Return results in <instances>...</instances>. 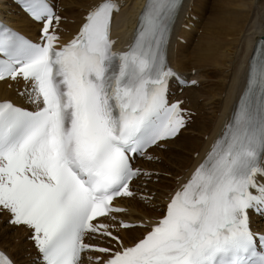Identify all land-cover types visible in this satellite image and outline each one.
Segmentation results:
<instances>
[{
	"label": "snow or ice",
	"instance_id": "snow-or-ice-1",
	"mask_svg": "<svg viewBox=\"0 0 264 264\" xmlns=\"http://www.w3.org/2000/svg\"><path fill=\"white\" fill-rule=\"evenodd\" d=\"M39 24L33 42L0 22V81L24 82L31 107L0 100V214L26 229L31 264H264V57L221 135L158 216L124 218L152 173L136 158L186 123L167 62L182 0H145L132 42L114 51L118 0H96L61 43L51 0H16ZM146 187V186H145ZM152 205L154 193L141 195ZM132 230L139 235L127 237ZM94 254V255H90ZM0 264H18L0 250Z\"/></svg>",
	"mask_w": 264,
	"mask_h": 264
},
{
	"label": "bare ground",
	"instance_id": "bare-ground-1",
	"mask_svg": "<svg viewBox=\"0 0 264 264\" xmlns=\"http://www.w3.org/2000/svg\"><path fill=\"white\" fill-rule=\"evenodd\" d=\"M2 1L4 0H0V17H3V8L6 6ZM139 1L140 0H124L122 10L115 16L113 21V31L119 39H122L126 34V29L124 28H128L132 25L133 20L135 19L134 11H137L139 8ZM193 1L194 11L190 12L188 9L192 2L191 0H185L176 28L177 33L184 37L187 43L183 44L176 39L172 40L170 60L175 67L186 74H188V70L190 71L195 68L196 71H194V73L190 72L193 74L191 76L198 79L200 84L206 83L207 88L203 89V87L198 88L192 86L183 91L182 97L185 99V104L196 111V117L194 116L190 125L183 130L179 136L166 143L168 146L167 149H155L153 151V154L157 155L158 158H161L160 163H145L150 169L158 170L167 174H161L162 176L159 175L158 182L147 181L150 185L147 184L145 185L146 187L143 186V189L137 191V195L141 193L146 195L148 193H154L153 203L157 201L162 202L164 196L177 184L178 179L173 176L178 177V175H180L179 172L182 171V169H184V171L181 172V174L189 170L197 161L199 155L206 152L211 146L214 136L221 129L228 111L237 104L239 97L246 86L245 82L247 80L248 72L250 71L249 67L252 66L255 58L253 49L255 48V45H257L256 41L258 37L264 35V0H214V8L212 10H210L208 4L209 0ZM95 2L96 0H61L60 6L66 8L62 12L64 17L60 25V35L62 37L69 36L76 29L84 11ZM125 3H129L131 6L125 5ZM11 9L15 10L13 7ZM187 12H189L190 15L197 13V16H195L198 19L197 21L200 20L199 22L204 19L207 13H210L209 24L205 18V21L201 24V28L198 27L200 29L191 26L190 30L186 31V28H180L181 23H189V21L192 20L191 18H185L186 15L184 14ZM9 14L13 24L24 31L34 34L35 24L27 19L26 16L17 11H11ZM195 25L197 24L195 23ZM208 25L213 27L212 30L209 29ZM199 30H201V33H198L199 36H197L195 41L194 33H196V31L199 32ZM229 36L231 37L230 39L228 38ZM174 44L177 46L175 47ZM235 59H237L236 62ZM220 66L225 68L228 66H235V74H232L233 77L230 78L231 81L229 85L222 83L220 88L217 89L215 86L216 83L212 77H214V74L223 73L219 71L212 72L217 68H220ZM226 76L228 75L226 74L224 79ZM204 79H206L205 83H202V80L204 81ZM16 82L17 81L12 80L0 82V98L15 97V91L13 88ZM216 89L217 92L225 91L222 103L224 106L223 111H221L222 113L219 117L211 115L209 119H207L204 115H201V103L199 104L200 97H203L205 94H212L215 96ZM188 129H191L190 132H187ZM209 131H211V135L207 140L202 139L200 141L197 139V136H199L200 133L205 134ZM173 143H176L178 146H175ZM171 145L172 148H169ZM185 151H199V155L198 157H193V160L189 162L190 159L188 156L186 157L182 154V152ZM166 153L168 156L167 158H169L173 164L178 166L177 168L173 169L171 165H169L170 163L167 164L165 162V159L167 160L165 156ZM163 165H165V167ZM155 176L156 175H152L151 179ZM125 202L129 203L132 207L129 212L125 213V216L128 218L137 219L138 216H145V218H147L145 214L153 216L158 213L153 211L152 205H146L141 199L139 200L136 197L128 198ZM0 219L3 220V215L2 217L0 215ZM2 228H4V231L0 230V245L7 248L19 264H26L25 258L22 257V254L26 252L24 247H21L23 245L22 237L24 238L26 229L1 223L0 229ZM8 230H14V233L11 235L8 234ZM138 233L139 230H132L127 233L126 236H138ZM17 238L20 240V243L17 241L19 244H14L15 250L13 246L11 248L6 247L8 242L11 244L10 240L14 243ZM26 243L27 245H30L31 251H33L31 243Z\"/></svg>",
	"mask_w": 264,
	"mask_h": 264
},
{
	"label": "rangeland",
	"instance_id": "rangeland-1",
	"mask_svg": "<svg viewBox=\"0 0 264 264\" xmlns=\"http://www.w3.org/2000/svg\"><path fill=\"white\" fill-rule=\"evenodd\" d=\"M3 2V1H2ZM191 2H192V5L194 4V1L193 0H191ZM208 4H209V7H210V10H212L213 8H214V0H209V2H208ZM66 8V7H65ZM191 8V5H190V7H189V9ZM65 10V9H64ZM127 10H128V8H127ZM196 11V10H195ZM196 12H198V11H196ZM199 14V13H198ZM197 16V13L196 14H194V18H192V19H194V23H193V20H192V24H191V26L194 28H198V27H200L201 28V24H202V22H204L205 21V18H206V20H207V23L209 24V21H210V13H207L206 15H205V17H204V19L201 21V22H199V21H197L198 19L196 18V16ZM200 24H199V23ZM195 23L197 24V25H195ZM208 27H209V29L210 30H212V28L213 27H211V26H209L208 25ZM200 28H198V29H200ZM190 30V28H188V29H186V31H189ZM198 33H201V30H199V32L198 31H196V33H194V38H195V41H196V39H197V36H199L198 35ZM195 35H196V37H195ZM229 39L231 38L230 36L228 37ZM194 41V42H195ZM176 44V43H175ZM184 44V43H183ZM175 47L177 46V45H174ZM237 61V59H235V62ZM208 67V66H207ZM224 69V70H223ZM234 70H235V66L233 67H230V66H228V67H223V66H220V68H217L215 71H213L212 73H214V72H217V71H219V72H221V73H223V74H214V77H212V79H214V82L216 83L215 84V86L217 87V89H219L220 88V86H221V84L222 83H224L225 85H229L230 84V81H231V77H233V75L235 74L234 73ZM194 71H196L195 70V68H193V69H191L190 71L188 70V73H190V72H192V73H194ZM232 72V73H231ZM234 73V74H233ZM228 75V76H226V78L224 79V76L225 75ZM233 74V75H232ZM205 80L206 79H204V81L202 80V83H205ZM198 88L200 87H203V89H206L207 88V86H206V83L205 84H200L199 86H197ZM217 89H216V92H215V96L214 95H209V94H205V95H203V97L201 96L200 97V101H199V104H200V106H201V115H204L207 119H209V117L212 115V116H214V115H216V116H220L221 115V111H223V105H222V103H223V97L225 96V91L224 92H217ZM211 100V101H210ZM215 101V102H214ZM217 101V102H216ZM196 117V116H195ZM208 121V120H207ZM190 130L191 129H188V131L187 132H190ZM186 132V133H187ZM210 135H211V131H209V132H207V133H205V134H203V133H200L199 134V136H197V139H199L200 141L203 139V140H207V138H209L210 137ZM202 138H201V137ZM175 146H178L176 143H173ZM174 145H173V147H174ZM169 148H172V145L169 147ZM165 150V149H164ZM197 153H198V151H194V152H192V151H185V152H182V154H184L186 157L188 156V158L190 159V161L189 162H191V160H193V157H196L197 156ZM166 158L168 157L167 156V153H166ZM188 159V160H189ZM161 162V159H158L155 163H160ZM165 162L167 163V164H169V165H171V167L174 169V168H177L178 166H176L175 164H173L172 163V161H170V159L169 158H167V160L165 159ZM161 165V164H160ZM173 165V166H172ZM164 167H165V165H163ZM176 166V167H175ZM184 171V169H182V171H180L179 172V174L181 175V172H183ZM163 175V173H161V171H160V175ZM165 175H167V174H165ZM180 175H178V177L180 176ZM174 178H177L178 179V177H176V176H173ZM157 178L158 179H155V180H153L152 182H158L159 181V176H157ZM148 185H150V184H148ZM1 215V217H2V214H0ZM7 224V223H4V221L2 222V221H0V224ZM4 228H2V229H0V230H2V231H4L3 230ZM12 233H14V230H8V234H12ZM25 236V235H24ZM8 237H9V235H8ZM23 238V237H22ZM10 239H11V237H10ZM16 240V241H15ZM14 241V243H13V241H11L10 240V243L11 244H9V242H8V244L6 245V247H9V248H11L12 246H13V248H14V250H15V247H14V244H19L20 242V240L17 238V239H15ZM19 243H18V242ZM22 242H23V245L21 246V247H24V250H25V252L26 253H24V254H22V257H24L25 258V260H26V264H29V263H31L32 261H30L31 260V255H30V245H27V243L26 242H28L27 240L25 241L24 239L22 240ZM30 243V242H29ZM22 249V248H21ZM33 250V249H32ZM14 252H16V251H14ZM26 256H27V258H26ZM28 260L30 261V262H28Z\"/></svg>",
	"mask_w": 264,
	"mask_h": 264
}]
</instances>
